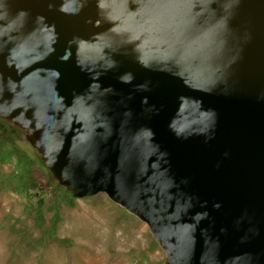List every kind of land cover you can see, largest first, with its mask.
I'll list each match as a JSON object with an SVG mask.
<instances>
[{"label":"water","instance_id":"obj_1","mask_svg":"<svg viewBox=\"0 0 264 264\" xmlns=\"http://www.w3.org/2000/svg\"><path fill=\"white\" fill-rule=\"evenodd\" d=\"M0 114L167 264H264V0H0Z\"/></svg>","mask_w":264,"mask_h":264},{"label":"rangeland","instance_id":"obj_2","mask_svg":"<svg viewBox=\"0 0 264 264\" xmlns=\"http://www.w3.org/2000/svg\"><path fill=\"white\" fill-rule=\"evenodd\" d=\"M104 218L119 227L143 226L149 250L136 256L118 253L117 244L102 247L110 233ZM119 229L112 239L121 236ZM52 253L65 256L53 263ZM0 264L167 263L145 222L105 193L76 196L57 178L29 128L0 114Z\"/></svg>","mask_w":264,"mask_h":264},{"label":"bare ground","instance_id":"obj_3","mask_svg":"<svg viewBox=\"0 0 264 264\" xmlns=\"http://www.w3.org/2000/svg\"><path fill=\"white\" fill-rule=\"evenodd\" d=\"M104 217L106 216L104 215ZM103 220L105 223L104 225L108 228L110 232L109 234H107V239L105 241H102V243L101 242L99 243L105 249L111 246L112 244H117L116 248H117L118 253L125 255L126 252H129V254L132 253V254H135L136 256H139L143 252L149 250V243H147L148 238H147L146 230L143 226L135 225V226H129V227L128 226L119 227L118 225H111V223L109 222L107 218H104ZM114 228L116 229L120 228L119 230H121V236L118 238L112 239L111 232L114 230ZM64 256L65 255L62 253H52L50 255V261L55 263L59 259H62V257Z\"/></svg>","mask_w":264,"mask_h":264}]
</instances>
